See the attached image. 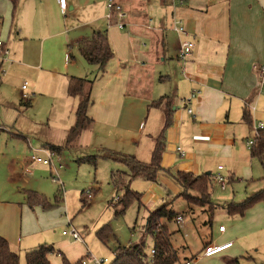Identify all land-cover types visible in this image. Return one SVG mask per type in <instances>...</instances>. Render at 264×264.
<instances>
[{"label": "crops", "instance_id": "1", "mask_svg": "<svg viewBox=\"0 0 264 264\" xmlns=\"http://www.w3.org/2000/svg\"><path fill=\"white\" fill-rule=\"evenodd\" d=\"M107 1L66 0V10L62 12L55 0H18L14 7L8 0H0V40L7 51L3 60L30 79V88L20 91L32 96L26 100L27 108L31 109L38 97L45 94L55 99L57 89L61 101L69 100L68 104L63 101L59 108L75 116L79 98L67 95L69 78H82L79 75L84 71H93L90 79L82 78L92 81L86 112L92 121L87 128L91 143L100 150L134 156L148 163L164 128L165 117L159 109L162 114H155L149 123V133H154L153 136L144 133L149 115L146 109L161 97H169L172 116L170 126L164 131L162 170L156 182H148L150 185L141 192V206L149 201L150 205L160 206L165 197L175 199L181 192L172 177L177 172L193 176L209 174L213 182L216 175H221L226 184L244 182L263 190L264 176L251 156L248 142L255 140L253 129L257 125L264 127V96L259 88V71L264 68V0H113L125 14L121 20L123 29L117 27L119 20L114 14L107 18ZM96 4L101 6L97 14L94 13ZM176 22L184 27V34L175 31ZM94 32L106 33L113 53L104 74L98 72L97 66L89 65L80 53V43ZM188 40L194 47L186 59H181L180 46ZM144 58L152 62L159 59L165 66V74L156 76L153 95L142 96L141 100L140 94L129 92V66ZM137 72L139 75L140 71ZM2 80L4 76H0V84ZM158 84H168L171 92L160 94ZM193 92H197L195 98L184 104ZM244 111L248 113L249 124L243 121ZM66 119L75 122L69 116ZM4 130L0 128V237L18 254L19 264H25L26 252L41 243L48 244L46 241L62 251L70 264H75L84 256L83 248L72 253L64 244L67 241L48 240V226L53 222L47 218L55 213L33 207L34 215H31L27 208V193L43 195L34 174L39 165L31 163L27 150L47 149L50 145L39 148L23 132L15 136ZM148 138L152 140L150 146ZM10 145L20 147L9 150ZM177 148L181 149L182 156ZM146 158L147 161H141ZM137 180L141 179L132 182ZM132 182L130 188L138 192L132 188ZM225 189L226 185L221 190ZM228 199L226 196L223 200L224 206L233 203ZM214 205L215 209L220 206ZM262 208V204H257L247 210L244 215L250 211L252 215L245 222L252 223ZM214 212L209 219H213ZM226 233L224 227V232L210 235L202 248L234 241ZM248 237L241 235L237 241L244 243ZM234 245L235 242L223 253H228ZM223 253L199 259H196L197 253L191 254L186 261L194 257L192 264H227L238 258L234 254L220 257ZM58 258L56 254L49 255L48 261L62 264Z\"/></svg>", "mask_w": 264, "mask_h": 264}, {"label": "rangeland", "instance_id": "2", "mask_svg": "<svg viewBox=\"0 0 264 264\" xmlns=\"http://www.w3.org/2000/svg\"><path fill=\"white\" fill-rule=\"evenodd\" d=\"M100 8L101 6L96 4L94 13L97 14ZM74 55L77 56L76 53ZM3 59H0V76H4V81L2 80V84H0V128H4L5 133L9 131L15 136L23 132L27 136L26 138L33 140L39 148L46 144L64 146L69 128L75 123L68 122L66 116H69L71 120H75V116L73 113L72 115L65 114V111L63 112L59 105L63 101L68 104L69 100L62 99L63 101H61V94L59 95L56 89L55 94L57 97L55 99L52 95L44 93L45 95L38 97V102L31 109L27 108L28 105L26 103L28 102L21 98L22 93L20 91L23 85L30 88L32 83L28 77L18 71V68L14 70ZM78 59H80L81 63H85L82 58L78 57ZM7 60L9 59L7 58ZM152 61L144 58L139 60L138 63L129 66L131 68L129 92L140 94L141 100L142 96L153 95L156 76L165 74V66L160 63V60L155 58L154 62ZM86 67L94 69V66ZM138 70L140 71L139 75H137ZM81 74L79 76L82 78L90 79L93 76V71H90V73L84 71ZM137 78L140 80L137 82L138 87L136 88ZM158 86L161 89L160 94L171 92V86L168 84H158ZM148 110L149 115L144 133L152 134L153 136L154 133H149L151 127L149 123L155 114H162V112L152 106L147 107L146 111ZM152 127H156V125L152 123ZM89 133L88 129L83 131L73 148H64L59 153V161L52 158L56 174L53 169L41 164H37L39 168L34 170L35 177L39 182V188L43 191L42 194L44 196H42L50 202H53L54 198H58V204L55 208L45 210V213L52 215L55 213L51 217L52 219L47 218L48 222H53L48 226L50 230L47 235L48 240H65L68 242L64 244L69 252L78 253L83 248L85 254L88 251L95 257L107 258L111 261L114 258L113 251L117 245L128 246L136 244L145 236L143 238L145 254L149 257L153 243L152 238L144 234L143 226L148 212L157 208L158 205H150L151 201H149L145 202L143 206H139L138 202L132 201L125 209L123 215L114 216L113 206L116 204L114 199L122 197L123 192L116 190L110 175L112 172L121 175L127 171L124 166L109 159L95 158V163L93 164L94 157L100 155L103 150H100L98 145L94 146L91 143ZM148 141L150 146L152 140L148 138ZM90 145H93V147ZM14 147L15 145H10L9 150L13 148L16 151L20 145ZM146 149L140 153V158H143L142 153ZM27 153L31 155L32 151L28 152L27 150ZM38 155L45 158L43 153ZM92 158L93 160L89 161ZM255 159L264 176V158L262 160ZM147 160L148 158L141 161ZM57 177L61 185L58 181L53 180ZM147 185H150L147 181L137 180L132 182L131 186L141 194L147 189ZM220 188L216 182H212L210 200L213 204L220 205L216 209L213 206H205L203 208L188 206L185 201L179 198L174 199L171 197L169 199V197H165V200H163L164 203L168 204V210L182 217V221L179 224L176 223L175 219L162 220V223L167 226L172 234L171 242L179 257L178 264H184L191 257V254H198L203 242L208 240L210 235L216 236L218 234L219 226L225 227L227 236L233 238L234 241L232 242H235L234 248L229 250L228 253H223L220 257L226 254H234V257L240 259L241 264H264V203H259L263 206L262 212L252 223L245 222V219L252 215L251 211L248 212L247 216L243 215V217L229 216L223 208V200H226V196H228L230 202L240 203L250 196L252 192H257L260 189H254L255 187L248 186L244 182L227 183L224 191ZM86 192L90 193L89 199L86 198ZM27 208L29 213L34 215V210ZM214 210L213 219H209V215ZM209 220H211V224ZM68 223L80 234L82 243L73 241L69 236L61 237V232L68 230ZM103 227H107L106 229L109 232L105 244L96 236V233ZM250 233L253 234L249 235ZM241 235L249 236L244 239V243L242 240L237 241ZM45 243H48L47 245L53 244L47 241ZM60 252L63 253L62 251ZM201 264H204V262H201ZM209 264L213 263L209 262Z\"/></svg>", "mask_w": 264, "mask_h": 264}, {"label": "trees", "instance_id": "3", "mask_svg": "<svg viewBox=\"0 0 264 264\" xmlns=\"http://www.w3.org/2000/svg\"><path fill=\"white\" fill-rule=\"evenodd\" d=\"M8 1L13 7L18 2V0ZM80 53L89 65L97 66L100 74L105 73V66L113 57L105 32H94L88 39L83 40L80 43ZM91 85L92 81L76 77L69 78L67 95L79 98V103L75 110V123L68 131L66 144L62 147L50 145L47 146L48 150L59 154L64 148H73L80 134L91 125L92 121L86 113L90 104ZM26 105L29 104L26 103ZM151 106L163 112L165 124L161 134L155 141L151 160L148 163H142L134 156L118 155L104 150L101 151L100 155L95 156L94 160L93 158L89 159V161L93 160V164L95 163V158L113 160L122 164L127 170V172H123L121 175L115 172H112L110 175L112 184L116 190L123 192V196L117 197L118 199L114 202L116 203L113 206L115 217L123 215L125 209L132 201L138 202L139 206H141L140 200L142 195L130 188L131 182L135 179H141L154 183L157 180L158 172L162 170L161 156L164 147V131L170 126L172 105L170 98L165 96L154 101ZM242 118L245 123H250L246 111H244ZM250 148L252 157L259 160L264 158V129L259 131ZM172 177L181 188V192L175 198L182 199L189 206L192 205L199 208L213 206L215 208V205L210 200L213 182L211 175L202 174L200 176H193L190 173L177 172ZM26 203L30 208L40 207L43 210H51L57 206L58 198H54V201L50 202L42 195L29 192L26 195ZM259 203H264V189L250 195L240 203H230L224 207L229 216L243 217L247 210ZM211 215L212 213L209 216ZM178 216L180 215H176L168 210L167 203H163L148 212L143 230L144 234L152 238V250L154 254L151 261H149V257L145 254V242L143 239L145 236H143L139 243L126 247L117 245L114 248V258L110 264H178L179 257L171 242L172 234L169 232L167 226L162 223L163 219H175L176 221ZM106 228L103 227L96 233L97 238L103 244L106 243L109 235ZM54 254L60 256L62 264H70L60 251L56 250L52 245L47 244L39 245L37 248L26 252L24 261L25 264H50L48 256ZM78 261L75 264H78ZM0 264H19L18 254L10 250L8 242L2 237H0ZM227 264H239V259L235 258Z\"/></svg>", "mask_w": 264, "mask_h": 264}, {"label": "built area", "instance_id": "4", "mask_svg": "<svg viewBox=\"0 0 264 264\" xmlns=\"http://www.w3.org/2000/svg\"><path fill=\"white\" fill-rule=\"evenodd\" d=\"M59 6V8L62 10V12H64L66 10V0H55ZM106 9H107V18H110L111 15H115L117 17V19L119 20V22L117 23V27L119 29H123L124 28V24L121 23V20H123L125 18V14L121 8L120 5L114 3L111 0H108L106 3ZM175 31L177 33H185L184 27L180 24V22H176L175 23ZM194 44L191 41H185L181 44L180 46V50H179V58L181 59H186L191 50L193 49ZM7 54V51L3 48V42L0 40V59L4 58ZM255 69V67H254ZM260 76H261V81H260V93L264 96V68L260 69L259 71ZM21 89L24 91L26 89V86L23 85L21 87ZM197 92H193L189 97H187L183 102L184 104H188L190 103V101H192L195 96H196ZM29 96L26 93L22 94V99L23 100H28ZM187 112L189 114L192 113V111L190 109H187ZM264 127L259 124L257 125L253 131L255 133V137L258 136V133L260 130H263ZM254 140H251L248 142L249 146H251L253 144ZM176 151L182 156V152L180 148H177ZM39 153H43L45 155V158L40 157L38 154ZM52 158L56 159L57 161H59L60 157L58 156V154L51 152L49 150L46 149H42V150H34L32 149V154L30 156V161L33 164H41L43 166H47L50 167L51 169H53V172L56 174V168L55 165L53 164ZM218 169L220 170L221 167H218ZM215 182L221 187V189L225 188L226 182H225V178L221 175H216L214 177ZM54 181H58L59 184L60 180L57 177L56 179H53ZM86 198L89 199L90 198V193L86 192L85 193ZM118 198H115L114 201H116ZM182 221V217L178 216L176 218V223L179 224ZM69 228L68 230H63L61 232L62 236H69L73 241L75 242H79L82 243V239L80 237V234L72 227L70 226V224L68 223ZM218 231L219 232H224V227L223 226H219L218 227ZM233 245L232 241H228L225 243H222L220 245H207L205 247L202 248V250L198 253V255L196 256V259L199 258H210L216 255H219L221 253H223L225 250L229 249L231 246ZM153 250L150 253L149 256V261L152 260L153 258ZM110 260L107 258H99V257H95L92 254H90L88 251L86 252V254L79 259L78 264H110ZM193 260L190 261H186L184 264H192Z\"/></svg>", "mask_w": 264, "mask_h": 264}]
</instances>
